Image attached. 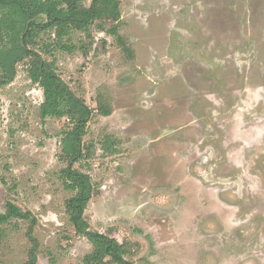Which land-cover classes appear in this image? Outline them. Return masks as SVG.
<instances>
[{
    "label": "rangeland",
    "instance_id": "374dc122",
    "mask_svg": "<svg viewBox=\"0 0 264 264\" xmlns=\"http://www.w3.org/2000/svg\"><path fill=\"white\" fill-rule=\"evenodd\" d=\"M119 4L128 52L110 20L34 46L92 111L71 166L92 183L90 231L132 264H264V0ZM31 64L0 87V214L11 203L35 223L0 225V264H26L30 225L35 264H85L61 180L71 126L41 118Z\"/></svg>",
    "mask_w": 264,
    "mask_h": 264
},
{
    "label": "trees",
    "instance_id": "16d2710c",
    "mask_svg": "<svg viewBox=\"0 0 264 264\" xmlns=\"http://www.w3.org/2000/svg\"><path fill=\"white\" fill-rule=\"evenodd\" d=\"M119 5V0H0V87L10 84L16 76V65L30 58L32 64L28 77L43 92L41 118H66L71 126L70 132H66L60 141V159L67 162V167L61 171V180L63 186L73 193L65 201V209L75 233L86 238L92 246V252L84 258L85 264L132 263L124 259L119 244L104 234L90 231L84 219L92 183L87 175L71 166L83 158L81 142L92 111L55 74L52 64L39 57L34 46L41 35L54 33L52 38L60 40L68 35L71 28L86 32L94 23L110 20L116 25L107 33L115 38L123 52H128L124 40L117 34ZM99 28L104 30V25ZM98 113L106 117L111 110L99 103ZM28 218H31L29 212L22 213L8 203L7 212L0 214V225L11 219ZM26 237L31 243L26 264H35L39 244L33 236L32 225L28 227Z\"/></svg>",
    "mask_w": 264,
    "mask_h": 264
}]
</instances>
